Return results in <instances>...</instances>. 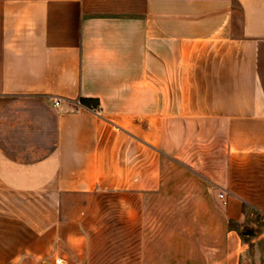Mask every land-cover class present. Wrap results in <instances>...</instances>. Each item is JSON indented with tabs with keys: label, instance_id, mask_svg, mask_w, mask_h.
Returning a JSON list of instances; mask_svg holds the SVG:
<instances>
[{
	"label": "crops",
	"instance_id": "1",
	"mask_svg": "<svg viewBox=\"0 0 264 264\" xmlns=\"http://www.w3.org/2000/svg\"><path fill=\"white\" fill-rule=\"evenodd\" d=\"M172 160L264 216V0H0V264H149Z\"/></svg>",
	"mask_w": 264,
	"mask_h": 264
},
{
	"label": "rangeland",
	"instance_id": "2",
	"mask_svg": "<svg viewBox=\"0 0 264 264\" xmlns=\"http://www.w3.org/2000/svg\"><path fill=\"white\" fill-rule=\"evenodd\" d=\"M163 185L147 200L149 264H207L231 245L229 230L246 243L240 264H264V216L226 217L219 192L185 163L163 162ZM255 232L243 233L242 227Z\"/></svg>",
	"mask_w": 264,
	"mask_h": 264
},
{
	"label": "built area",
	"instance_id": "3",
	"mask_svg": "<svg viewBox=\"0 0 264 264\" xmlns=\"http://www.w3.org/2000/svg\"><path fill=\"white\" fill-rule=\"evenodd\" d=\"M54 103L55 104H59L60 101L57 99V100H55ZM219 196L222 199L223 203L226 204L228 202L227 192L225 190L222 189V191L219 192ZM55 261H56V263H61L62 262V259L60 257H58V258L55 259Z\"/></svg>",
	"mask_w": 264,
	"mask_h": 264
},
{
	"label": "trees",
	"instance_id": "4",
	"mask_svg": "<svg viewBox=\"0 0 264 264\" xmlns=\"http://www.w3.org/2000/svg\"><path fill=\"white\" fill-rule=\"evenodd\" d=\"M81 102L88 105V106H94L96 107L98 104V99H93V98H86V97H82Z\"/></svg>",
	"mask_w": 264,
	"mask_h": 264
},
{
	"label": "water",
	"instance_id": "5",
	"mask_svg": "<svg viewBox=\"0 0 264 264\" xmlns=\"http://www.w3.org/2000/svg\"><path fill=\"white\" fill-rule=\"evenodd\" d=\"M242 230H243V233H246V234L255 232L254 226L247 227L246 225H244L242 227Z\"/></svg>",
	"mask_w": 264,
	"mask_h": 264
}]
</instances>
